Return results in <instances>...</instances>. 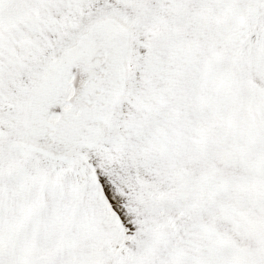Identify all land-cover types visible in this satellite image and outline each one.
<instances>
[{"label":"snow or ice","instance_id":"snow-or-ice-1","mask_svg":"<svg viewBox=\"0 0 264 264\" xmlns=\"http://www.w3.org/2000/svg\"><path fill=\"white\" fill-rule=\"evenodd\" d=\"M0 264H264V0H0Z\"/></svg>","mask_w":264,"mask_h":264}]
</instances>
